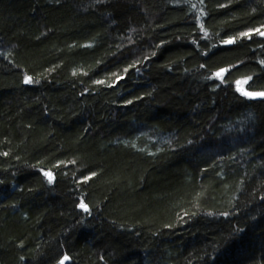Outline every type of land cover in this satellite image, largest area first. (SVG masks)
<instances>
[{
    "label": "trees",
    "instance_id": "trees-1",
    "mask_svg": "<svg viewBox=\"0 0 264 264\" xmlns=\"http://www.w3.org/2000/svg\"><path fill=\"white\" fill-rule=\"evenodd\" d=\"M257 29L264 0H0V264H264Z\"/></svg>",
    "mask_w": 264,
    "mask_h": 264
},
{
    "label": "snow or ice",
    "instance_id": "snow-or-ice-1",
    "mask_svg": "<svg viewBox=\"0 0 264 264\" xmlns=\"http://www.w3.org/2000/svg\"><path fill=\"white\" fill-rule=\"evenodd\" d=\"M201 15H203V13H201ZM257 32H259L260 35L264 36V32H260L259 29L256 30ZM207 33H205L206 35ZM242 35H248L247 33H244ZM233 41L228 40V41H224V43H232ZM227 71L226 69H221L220 71L216 72L214 75L218 78H222L223 77V73ZM26 83L31 82V78L30 77H26L25 79ZM246 82V81H245ZM241 83V81H237V84L239 85ZM245 95H264V93H258V94H252V93H244ZM45 175L49 176V179H51V175L49 173H45ZM95 175V174H93ZM85 179H88L87 177ZM81 208H84L85 210H87V206L83 203H81L80 205ZM69 258L67 256L64 257L63 260L60 261V264H65V261L68 260Z\"/></svg>",
    "mask_w": 264,
    "mask_h": 264
}]
</instances>
